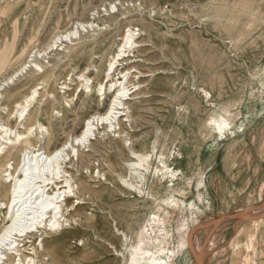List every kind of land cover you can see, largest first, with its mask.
Returning <instances> with one entry per match:
<instances>
[{
  "label": "rangeland",
  "instance_id": "374dc122",
  "mask_svg": "<svg viewBox=\"0 0 264 264\" xmlns=\"http://www.w3.org/2000/svg\"><path fill=\"white\" fill-rule=\"evenodd\" d=\"M82 21L94 24L48 48ZM129 28L137 42L127 43L101 96ZM33 58L42 67L32 64L1 91L0 120L14 126L15 104L39 85L24 120L32 131L18 129L42 151L71 147L85 120L108 108L116 79L131 92L120 109L131 118L94 125L92 147L64 153L82 199H66L62 225L27 233L35 261L133 264L139 245L138 256L148 250L166 264H264V0H0V79ZM15 146L0 155L3 202L7 162H23L32 187L63 170L41 157L22 161L25 144ZM29 194L22 222L38 212Z\"/></svg>",
  "mask_w": 264,
  "mask_h": 264
},
{
  "label": "bare ground",
  "instance_id": "6f19581e",
  "mask_svg": "<svg viewBox=\"0 0 264 264\" xmlns=\"http://www.w3.org/2000/svg\"><path fill=\"white\" fill-rule=\"evenodd\" d=\"M95 13L97 14L98 11H96ZM93 24H94L93 21L77 22L76 27L74 26L75 27L74 29H69L66 30L65 32L57 33L53 37L48 48L56 47L58 43H62L67 38L71 39L72 36L77 34V32L79 31L78 29L79 26L85 27L87 25L92 26ZM76 29H78V31ZM136 42L137 41L134 37V33L132 29L129 28L123 43H121V45L118 46L116 57L112 58L110 60V63H108L109 71L107 70L106 72V81L99 84L101 96L105 94L106 83L112 79L111 76L117 67L116 64L118 63V60L124 57L123 53L127 49V43H129L130 46H132ZM41 51L45 52V49L44 50L33 49L30 54L36 52L41 53ZM28 57L29 58L35 57V55H29ZM32 64L36 65L35 67H40V68L42 67L38 62H35V58L27 59L18 68H16L11 73L7 74L2 79H0V98L2 97L1 91L5 88V86L13 83L14 80L23 72V70H25L27 67L31 66ZM87 73L88 72H86V74ZM86 74L82 73L80 74L79 77L86 80H90V78ZM123 77H125V75H123ZM118 80L119 78L116 79L114 83L110 84V87L111 86L117 87V89L115 90V93L112 97V100L110 101L108 108L103 113L98 112L87 118L84 122L82 130L73 137V140L71 142V147L73 149L75 148L74 150L76 151L77 156L80 152L81 147H90V146L92 147V143L90 142L89 136L91 132H93V134L96 136L95 130L93 128L94 125L97 126L100 124L102 125V128H104L106 127L108 122L111 123V125L114 124L113 120L117 117H121L122 115H126V117L131 118L130 113L123 114V111L128 108V107L126 108L124 107L126 106L125 100L128 99L126 98V95H130L131 92H129L130 91L129 87L124 85L126 81L122 85V81L119 82ZM87 82L90 83L88 85V89L89 91H91L93 87L92 84L94 82V79L92 78L91 82L90 81ZM37 86L30 92V94L25 96V98L22 101H19L15 104V110L13 111V114H11L17 120V123L14 126H10L9 123L0 120V155L5 154L6 149L9 146H15L17 144H20L21 142H24L25 150L22 153V161L27 162L26 160H29L30 158L41 157L42 159H44L45 162L49 161L50 163H53V165L55 164L54 166L55 169H59L58 166L60 165L61 168L63 167V170H57V172L52 173L51 177H46V180L38 181V183L36 182L33 185V187L35 185L37 186L33 188L32 187L33 181L31 178L32 176H29L32 173L30 172L29 174L27 172V168H23V166L20 165L23 162H20L17 167L13 166L11 162L6 163L7 167L3 170V177L6 176L8 182H11V190H10L11 196L10 198H8L6 202L0 201L1 208L6 209V213L4 214V216H1L0 214V223H1L0 224V264H42L43 262L35 261V257H37V255H40V253L38 252V247L35 245L32 246L31 244L30 248H28L26 246V243L24 242V240L28 236L27 233L37 230L42 223H43L42 226L44 227H48L49 223H51L50 224L51 226L62 225L65 221H68L67 218L66 219L64 218L65 215L63 214L62 205L66 204L65 201L70 196L76 195L77 198H80L79 188L78 187L74 188L71 182V180H73V174L71 173V171L67 170V167H69V163L71 162V157H69L67 161L65 159L66 156H69L70 146L69 147L67 146L68 142L67 141L64 142L60 147H56L53 150L47 149L46 151H42L41 150L42 148L40 147L36 148V146L31 145V143L29 142V137L28 135H26L27 132H20L18 129V127L23 126L27 128L28 133L32 131L33 126L32 125L25 126L26 121L24 120H26L27 115L30 113L31 103L35 99L36 94H38L39 88ZM120 109H122L123 111H121ZM37 113L38 112H36V114ZM223 123L224 121H221L218 124V129H222ZM117 124H119V127L117 131L115 130V132L118 134L124 132L123 130H121V126L118 119H117ZM38 127L41 128L43 127V125L38 124ZM48 134H49V130H48ZM64 153L66 156L64 155ZM138 157L141 160H144L145 157L147 156L138 155ZM42 159L40 160L42 161ZM71 163L73 165L75 164V162H71ZM1 167L3 166L0 165V168ZM67 172H69V174H67L69 178L66 177L65 174L58 175V173H67ZM23 191H25V193ZM30 191L31 194L29 195H32L34 193L36 194L35 197L38 204V208H37L38 212L35 211L37 215L35 213L34 215L33 214L31 215L32 212L26 213L28 214V216L25 217L24 222H22L23 220L21 219L25 215L24 204H26L30 200V197L23 198V196L24 194ZM22 192L24 194L20 195V193ZM63 201L64 203L62 204ZM8 238H13V240L9 241V243L8 242L6 243L8 244V247L7 246L3 247V245L5 244ZM39 243L42 244V248L44 249L45 247L44 239H41ZM131 248H132L131 256H132L133 264H166L164 259H162L161 257L155 256L154 254L149 255L148 250L143 251L142 253L143 256H138L137 251L139 249V245H137L136 247L133 246ZM12 250H14L15 253H13Z\"/></svg>",
  "mask_w": 264,
  "mask_h": 264
},
{
  "label": "water",
  "instance_id": "95a60500",
  "mask_svg": "<svg viewBox=\"0 0 264 264\" xmlns=\"http://www.w3.org/2000/svg\"><path fill=\"white\" fill-rule=\"evenodd\" d=\"M257 208H259V206H256L253 209H257ZM227 217L233 218V219H239L240 218L239 213H233V214L227 215Z\"/></svg>",
  "mask_w": 264,
  "mask_h": 264
},
{
  "label": "crops",
  "instance_id": "0c3cea01",
  "mask_svg": "<svg viewBox=\"0 0 264 264\" xmlns=\"http://www.w3.org/2000/svg\"><path fill=\"white\" fill-rule=\"evenodd\" d=\"M256 220H258V218H256V219H249V220H246L244 222H251V221L256 222Z\"/></svg>",
  "mask_w": 264,
  "mask_h": 264
}]
</instances>
